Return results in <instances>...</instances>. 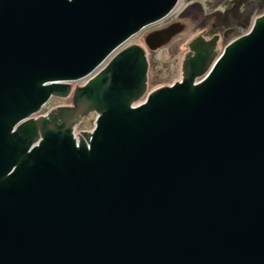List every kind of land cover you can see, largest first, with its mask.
Masks as SVG:
<instances>
[{"label": "water", "instance_id": "water-1", "mask_svg": "<svg viewBox=\"0 0 264 264\" xmlns=\"http://www.w3.org/2000/svg\"><path fill=\"white\" fill-rule=\"evenodd\" d=\"M177 3L0 0V264H264V12L170 85L134 43L71 85Z\"/></svg>", "mask_w": 264, "mask_h": 264}, {"label": "rangeland", "instance_id": "rangeland-1", "mask_svg": "<svg viewBox=\"0 0 264 264\" xmlns=\"http://www.w3.org/2000/svg\"><path fill=\"white\" fill-rule=\"evenodd\" d=\"M264 0H179V4L162 20L146 26L131 36L117 48L97 69L87 77L71 83L72 87L83 84L91 75L103 67L117 51L132 43L139 45L145 51L148 63L147 91L160 86L170 85L181 77V61L188 50L187 42L197 33L208 39L217 34L219 51L233 38L244 34L249 29L252 20L264 12ZM262 3V5H261ZM261 5V6H260ZM260 6V7H259ZM219 14H216V13ZM224 22V24H223ZM244 22L247 25H244ZM178 23L181 29L162 45L150 50L144 39L152 31L163 29ZM70 98L51 97L40 110L33 115L45 114L57 106L70 105ZM96 115L90 113L76 125L74 133L91 131Z\"/></svg>", "mask_w": 264, "mask_h": 264}, {"label": "trees", "instance_id": "trees-1", "mask_svg": "<svg viewBox=\"0 0 264 264\" xmlns=\"http://www.w3.org/2000/svg\"><path fill=\"white\" fill-rule=\"evenodd\" d=\"M263 2H264V1H263ZM263 4H264V3H263ZM261 5H262V3H261ZM261 5H260V6H261ZM260 6H259V7H260ZM216 14H219V13L217 12ZM223 24H224V22H223ZM244 25H247V23L244 22Z\"/></svg>", "mask_w": 264, "mask_h": 264}, {"label": "bare ground", "instance_id": "bare-ground-1", "mask_svg": "<svg viewBox=\"0 0 264 264\" xmlns=\"http://www.w3.org/2000/svg\"><path fill=\"white\" fill-rule=\"evenodd\" d=\"M181 1V0H180ZM179 4V0H178V3H177V5Z\"/></svg>", "mask_w": 264, "mask_h": 264}]
</instances>
